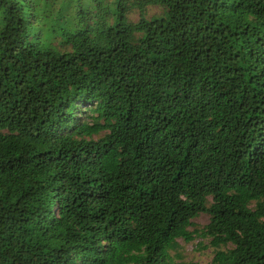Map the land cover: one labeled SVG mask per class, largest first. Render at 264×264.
<instances>
[{"label": "trees", "instance_id": "obj_1", "mask_svg": "<svg viewBox=\"0 0 264 264\" xmlns=\"http://www.w3.org/2000/svg\"><path fill=\"white\" fill-rule=\"evenodd\" d=\"M199 238L264 264V0H0V264Z\"/></svg>", "mask_w": 264, "mask_h": 264}, {"label": "rangeland", "instance_id": "obj_2", "mask_svg": "<svg viewBox=\"0 0 264 264\" xmlns=\"http://www.w3.org/2000/svg\"><path fill=\"white\" fill-rule=\"evenodd\" d=\"M158 10L156 7H151L149 9V13L153 14L156 13ZM131 17L134 20H137L139 17L138 12L131 13ZM209 221V216L207 214L202 213L199 217L194 219L195 224L198 226H203ZM202 240V238L197 239L195 242L192 243H185L183 242L184 246V253H185V260L186 261H194L197 264H206L207 261L211 259V249H201L200 246H198V241ZM205 243L208 242V240H204Z\"/></svg>", "mask_w": 264, "mask_h": 264}]
</instances>
